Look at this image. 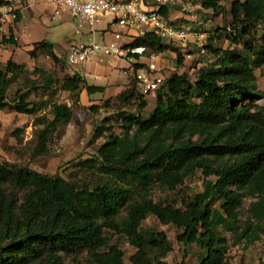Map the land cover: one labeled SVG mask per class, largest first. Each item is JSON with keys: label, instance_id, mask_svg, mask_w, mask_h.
I'll return each instance as SVG.
<instances>
[{"label": "trees", "instance_id": "16d2710c", "mask_svg": "<svg viewBox=\"0 0 264 264\" xmlns=\"http://www.w3.org/2000/svg\"><path fill=\"white\" fill-rule=\"evenodd\" d=\"M202 5L225 16L221 27L229 44L218 46L210 36L202 54L208 60L194 76L180 70L168 75L148 115L142 113L147 94L134 74L146 63L134 62L129 86L104 101L115 108L113 116L94 125L104 142L77 162L72 179L0 162V264H70L69 258L73 264H124L125 252L113 234L136 248L131 264H170L165 258L173 245L167 233L142 232L150 214L175 225L179 242L202 249L197 264H231L219 224L235 229L247 198L253 201L245 232L252 221L264 222V90L256 73L264 68V0H230L228 9L224 0H202ZM161 10L166 14L167 8ZM2 41L17 43L14 36ZM179 45L150 31L124 47L145 46L147 54L173 51L182 67L186 54ZM40 51L60 61L52 42H35L28 53L36 58ZM127 56L140 57L131 51ZM27 72L24 62H0V108L36 114L39 154L48 150L57 122L73 118L83 91L103 94L106 86L89 83L80 73L60 79L47 70L38 78ZM14 84L20 85L10 98ZM41 88L51 89L48 98L40 104L29 99ZM60 89L70 92L73 104L55 99ZM132 99L134 111L128 107ZM114 100L127 104L116 107ZM43 105L51 118L38 114ZM115 125L120 132L113 131ZM198 171L206 178L205 189L183 207L152 199L154 189H170ZM80 254L85 257L76 258Z\"/></svg>", "mask_w": 264, "mask_h": 264}, {"label": "rangeland", "instance_id": "374dc122", "mask_svg": "<svg viewBox=\"0 0 264 264\" xmlns=\"http://www.w3.org/2000/svg\"><path fill=\"white\" fill-rule=\"evenodd\" d=\"M230 3V0H224ZM206 28L200 30L205 33L206 42L213 37L214 44L218 46H227L229 44L226 38V31L221 25L224 23L225 16L215 13L213 10L206 11ZM114 18L113 15L101 16L100 21L93 25V28L81 27L78 31V25L72 17H52L49 24L46 26L45 36L48 40L54 43V48L58 50L59 62L46 52H39L36 58L31 57L21 51L16 52V61L26 63L28 69L27 76L30 78H38L41 70L52 72L56 77L62 79L66 74L80 73L85 75L89 83L100 84L104 82V77L95 78L91 71L94 64H102L111 66L110 60L112 55L105 53L96 56L93 60L87 62L83 67L71 66L62 54L66 51V45L72 41H78L81 38H93L98 42L104 43L110 40L113 36V28H110V21ZM203 25V24H202ZM92 32H88L91 31ZM103 30L106 33L103 35ZM221 32L220 35L216 34ZM130 36H122V43L130 42ZM183 51L186 54L185 62L182 67H178L176 63L177 54L174 52H158L159 64L161 72L168 76L176 70L186 71L194 76L196 69L208 60L202 56L198 44L194 40H189L183 45ZM0 51V62H4L8 57V52L2 46ZM173 52V51H172ZM175 54V55H174ZM190 54V56H188ZM102 58V60H101ZM150 57L146 58L150 62ZM256 73L259 76V86L264 89V68H257ZM23 76L20 82L23 83ZM21 84V83H20ZM14 84L9 97L13 96L18 85ZM128 88L127 90H130ZM51 89L41 88L33 91L29 99L43 102L49 97ZM115 97L116 95H112ZM148 106L142 111L144 115L149 112L156 104L155 93L147 94ZM109 98L107 93L95 94L93 96L82 98L81 104L74 105V115L70 121L57 122L55 128L51 131L48 140V150L43 153H36L38 147L37 130L41 126L35 125L36 114L21 113L15 110H10L8 107L0 108V162H12L21 166H26L37 171L50 175L61 174L68 179L73 178V173L77 168L76 164L79 160L88 158L97 152L98 147L104 142V137H96L94 125L101 126L104 118L113 116L115 108H108L104 105V101ZM55 99L62 103L73 104L70 92L60 89ZM261 103L264 100L260 101ZM92 104L100 106L98 111H93L89 108ZM112 104L122 106L121 100H114ZM130 109L136 110V102L134 99L130 101ZM47 113L51 118L49 107L42 106L38 114ZM121 128L114 126L113 131L120 132ZM83 176L81 173L80 177ZM206 178L198 171L188 178L179 181L170 189H154L152 199L161 203L173 202L179 207H183L184 203L188 202L196 193L205 189ZM252 198L244 200L241 209L240 221L237 227L232 230H226L219 224L220 232L227 237V254L230 257L231 264H264V222L254 220L251 227L245 232L248 226V219L251 216L250 205ZM218 205V203L216 204ZM148 230H163L167 233L168 239L173 245V249L167 254L166 260L170 264H197L198 254L202 249L197 244L185 245L177 240L178 228L173 225H165L153 214H150L143 222L142 232ZM113 242H116L125 252L124 264H131L130 256L136 251V248L130 244L128 238L118 234L112 235ZM85 254H80L76 258H84ZM70 264H73L72 259H68ZM77 260L74 261V263Z\"/></svg>", "mask_w": 264, "mask_h": 264}, {"label": "built area", "instance_id": "2783aa9c", "mask_svg": "<svg viewBox=\"0 0 264 264\" xmlns=\"http://www.w3.org/2000/svg\"><path fill=\"white\" fill-rule=\"evenodd\" d=\"M53 6V16L62 17L65 13L72 17L80 31L81 27L93 28L101 16L113 15L110 27L116 26L110 40L101 43L93 38H81L66 45L62 56L71 66L83 67L102 53L112 56H127L128 51L139 54L137 59L150 57V62L134 70L141 90L145 94L155 93L166 77L161 72L157 53L147 54L145 46L124 47L122 36H130L134 41L147 32H155L160 38L179 44H187L190 40L197 42L200 53L206 52V36L201 32L203 22H177L167 16L161 9L178 6L182 13L196 15L200 8L196 0H152L154 8H146L147 0H48ZM19 6L16 0H0V30L8 18L16 20ZM89 33L92 32L88 31ZM127 42V43H130ZM134 69V67H132Z\"/></svg>", "mask_w": 264, "mask_h": 264}, {"label": "crops", "instance_id": "0c3cea01", "mask_svg": "<svg viewBox=\"0 0 264 264\" xmlns=\"http://www.w3.org/2000/svg\"><path fill=\"white\" fill-rule=\"evenodd\" d=\"M19 6V15L16 20H11L8 18L7 22L4 24L3 29L0 30V51L1 47L5 48L8 52V58L3 62H7L9 59L16 60V52L21 51L25 54H29L28 51L33 48L34 43L41 40H48L45 36L46 26L50 22L51 16L53 17V6L48 0H16ZM200 8L196 15H188L181 12L178 6H172L167 8L166 15L172 17L177 22H203L201 25V30L205 29L207 24L206 11L212 9H206L202 5V0H196ZM226 4V3H225ZM227 9L230 7V3L226 4ZM146 8H154L152 0H147ZM70 17L68 14H64L62 18ZM230 17V16H229ZM110 28L118 29L116 26H111ZM106 30H103V35ZM14 36L17 43H4L2 41L3 37ZM91 38V37H90ZM165 42H170L167 39H163ZM50 41V40H48ZM52 42V41H50ZM53 43V42H52ZM54 44V43H53ZM184 44H180L181 48ZM55 49V48H54ZM185 48H182L184 51ZM56 53L58 50L55 49ZM167 52V51H164ZM173 54L174 52L168 50ZM175 55V54H174ZM190 56V54H188ZM102 60V58H101ZM138 61L133 57L128 56H112L110 60L111 66H104L102 64H94L91 71L95 78L104 77V82L100 85L106 86L107 95L110 97L112 95H117L125 90L133 77V64ZM140 61H146V59H140ZM87 72H84L86 75ZM84 75V76H85ZM264 90V89H263ZM90 97L86 91H83L82 98ZM156 97V94H155ZM148 98V97H147Z\"/></svg>", "mask_w": 264, "mask_h": 264}]
</instances>
